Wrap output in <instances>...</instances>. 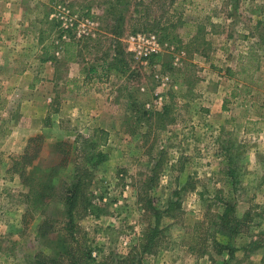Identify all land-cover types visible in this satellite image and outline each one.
<instances>
[{
  "label": "rangeland",
  "instance_id": "1",
  "mask_svg": "<svg viewBox=\"0 0 264 264\" xmlns=\"http://www.w3.org/2000/svg\"><path fill=\"white\" fill-rule=\"evenodd\" d=\"M135 32L154 33L160 52L136 58L126 41ZM71 37L73 62L61 51ZM249 53L258 64L246 81L236 64ZM92 63L103 68L87 80ZM236 81L235 92L246 83L250 93L233 96ZM19 123L38 130L24 140ZM37 134L42 166L55 162L56 141L104 143L91 185L104 211L80 220L96 258L125 253L140 235L136 186L157 163L150 195L162 205L181 190V212L162 218L164 247L144 264H264V0H0V251L9 255L0 264H33L40 247V217L23 218L27 188L8 171ZM223 201L235 234L234 223L216 224Z\"/></svg>",
  "mask_w": 264,
  "mask_h": 264
},
{
  "label": "trees",
  "instance_id": "2",
  "mask_svg": "<svg viewBox=\"0 0 264 264\" xmlns=\"http://www.w3.org/2000/svg\"><path fill=\"white\" fill-rule=\"evenodd\" d=\"M78 44L72 37L69 40H61L64 60H77ZM257 64L258 59L255 54L240 55L236 64L239 70L238 76L250 81ZM98 68H103V65L92 63L85 68V79L90 80L93 74H97ZM237 83L236 81L231 92L233 96L250 93L246 83H242L240 91L235 92ZM77 138L73 141H56L52 148L56 160L46 166L39 164V155L44 142L41 134L30 137L23 151L11 157V166L8 171L18 175L21 183L27 188L26 192L20 194L27 204L23 218L32 219L35 215L40 217L36 227V240L40 247L32 255V263L144 264L145 255L156 254L164 247L166 229L160 227V223L162 218H174L181 212V190L172 191V197L166 198L162 205L157 204L158 200L150 195L157 180L156 163L150 172L145 174L142 182L136 186V202L142 211L140 235L125 253L102 254L96 258L92 254L95 248L91 244L88 233L80 225V220L87 215L98 218L104 211L91 185L96 166L107 159L108 153L101 149L103 142L92 141L81 136L83 139L77 146ZM100 139H102L101 136ZM232 173L231 168H228L227 174L232 175ZM53 203L61 207L59 216H52L46 212L47 207ZM232 209V204L228 201L224 202L216 214L219 219L216 224L229 228V225L234 223L235 229L230 233L235 234L239 231L237 229L239 222L235 218V221L229 222ZM212 239L219 247L217 253H221L223 244ZM194 240L205 243L209 240V236L206 235L201 239L194 237ZM8 257L7 252L0 251V260L7 262Z\"/></svg>",
  "mask_w": 264,
  "mask_h": 264
},
{
  "label": "built area",
  "instance_id": "3",
  "mask_svg": "<svg viewBox=\"0 0 264 264\" xmlns=\"http://www.w3.org/2000/svg\"><path fill=\"white\" fill-rule=\"evenodd\" d=\"M65 16V19L61 17V19H63L62 26L64 28H69V26H72V21L74 18H72L69 12H67ZM89 24H91V22L88 19H85L84 22L78 26L76 36L81 37L87 34L84 27L88 26ZM126 41L128 45V51H130L136 58L139 59H148L152 55L159 53L162 49V44L158 40L157 36L151 32H135L129 34L126 38Z\"/></svg>",
  "mask_w": 264,
  "mask_h": 264
},
{
  "label": "crops",
  "instance_id": "4",
  "mask_svg": "<svg viewBox=\"0 0 264 264\" xmlns=\"http://www.w3.org/2000/svg\"><path fill=\"white\" fill-rule=\"evenodd\" d=\"M70 62H73V61H70ZM75 77H77L78 78V75H76L75 74ZM41 80V82L43 81V79H40ZM39 81V80H38ZM37 81V82H38ZM73 81H76V79L74 78L73 79ZM11 90H17L16 88L15 89H11ZM41 113V112H40ZM34 114V113H33ZM37 115H39V113L37 114ZM34 117V116H33ZM33 117H31V116H29V119H26V120H33L32 118ZM18 126H19V130H20V132L24 135V140H26L29 136H31V135H33L34 133H36L37 132V130L38 129H32V127H30L28 124H22V123H19L18 124ZM23 139V138H22ZM19 142H21V139H20V141H15L14 143H19ZM25 142V141H24Z\"/></svg>",
  "mask_w": 264,
  "mask_h": 264
}]
</instances>
